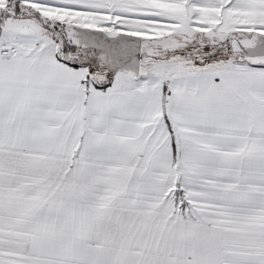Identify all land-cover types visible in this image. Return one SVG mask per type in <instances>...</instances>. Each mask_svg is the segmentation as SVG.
I'll return each instance as SVG.
<instances>
[{
  "label": "snow or ice",
  "instance_id": "6c2138e0",
  "mask_svg": "<svg viewBox=\"0 0 264 264\" xmlns=\"http://www.w3.org/2000/svg\"><path fill=\"white\" fill-rule=\"evenodd\" d=\"M0 264H264V0H0Z\"/></svg>",
  "mask_w": 264,
  "mask_h": 264
}]
</instances>
